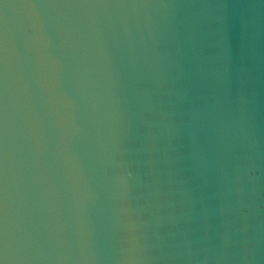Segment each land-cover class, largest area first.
I'll return each instance as SVG.
<instances>
[{
    "label": "water",
    "instance_id": "1",
    "mask_svg": "<svg viewBox=\"0 0 264 264\" xmlns=\"http://www.w3.org/2000/svg\"><path fill=\"white\" fill-rule=\"evenodd\" d=\"M0 264H264V0H0Z\"/></svg>",
    "mask_w": 264,
    "mask_h": 264
}]
</instances>
